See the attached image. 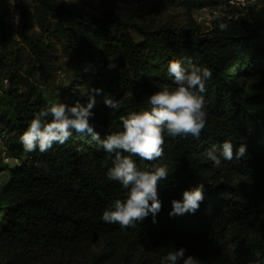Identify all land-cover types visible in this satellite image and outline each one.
<instances>
[{"label":"trees","instance_id":"trees-1","mask_svg":"<svg viewBox=\"0 0 264 264\" xmlns=\"http://www.w3.org/2000/svg\"><path fill=\"white\" fill-rule=\"evenodd\" d=\"M41 1L58 22L42 23L43 32L28 37L23 17L24 46L13 38L0 5L1 35L5 44L15 46L0 53L2 83L9 81L0 90L8 108V113H0V128L13 135L9 150L19 160L0 187V264H34L35 253L44 249L70 259L88 245L103 249L92 264H160L164 255L181 247L185 257L193 255L201 264H264V8L249 7L250 14L223 18L202 33L136 26L108 3L112 13L106 18L84 20L65 4ZM160 1H179L193 10L237 0ZM221 22L227 30H220ZM132 30L141 37L139 43ZM114 39L121 43L126 66L111 71L109 59L99 56V50ZM188 59L212 72L204 94V131L199 139L165 133L160 161L133 157L141 170H151L156 163L168 165V179L158 183L162 210L156 223L151 214L128 229L102 220L103 211L115 200L126 199L127 190L107 179L111 159L90 133L74 131L64 144H53L45 153L23 150L20 136L36 112L59 102L86 105L89 94L96 101L90 118L94 132L103 139L122 130L121 116L149 109L151 94L174 87L168 63ZM63 60L91 65L82 75L87 84L80 91V76L58 83ZM105 98L118 100L119 110L106 107ZM225 140L236 147L246 144L247 155L214 167L204 153ZM201 184L204 200L198 211L170 216L171 201Z\"/></svg>","mask_w":264,"mask_h":264},{"label":"clouds","instance_id":"clouds-1","mask_svg":"<svg viewBox=\"0 0 264 264\" xmlns=\"http://www.w3.org/2000/svg\"><path fill=\"white\" fill-rule=\"evenodd\" d=\"M9 3L14 7L13 0ZM218 18V17H217ZM18 20V17H17ZM221 31L228 28L226 23L219 24ZM167 73L174 87L165 86L148 97L150 108L121 116L122 130L107 134L103 139L94 132L90 118L94 115L95 96L89 94L86 105L76 102L68 107L63 103H54L34 114L29 126L20 136L25 152L39 150L45 153L53 144H64L73 132L90 133L98 149H103L111 159L107 169V179L119 182L127 190L126 199H117L104 210L102 220L109 224H118L121 229L136 227L151 214L153 223L162 210V201L158 195V183L169 177L168 165L156 163L151 170L138 168L133 157L142 161H160L164 156L165 133L176 138L189 136L199 139L207 124L205 110L206 82L212 77L207 67H201L188 59L186 63L171 60ZM99 93L100 89L92 90ZM105 106L119 110L120 102L105 98ZM49 117L51 120L49 121ZM207 160L219 168L222 160H239L247 155V145L234 146L225 140L217 146L213 144L205 153ZM39 166V164L37 165ZM204 200V185L184 190L182 199L171 201L170 216L194 214ZM186 249L181 247L164 255L160 264H201L193 255L185 257Z\"/></svg>","mask_w":264,"mask_h":264},{"label":"rangeland","instance_id":"rangeland-1","mask_svg":"<svg viewBox=\"0 0 264 264\" xmlns=\"http://www.w3.org/2000/svg\"><path fill=\"white\" fill-rule=\"evenodd\" d=\"M58 3L65 4L72 12L84 20L100 18L104 19L112 12L108 11L106 4L116 5L114 11L121 15L122 18L130 20L136 26L160 29L164 27H172L177 30L186 31L189 29H198L202 33H207L214 28L216 22L223 18L236 20L245 15L250 14L249 7H253V11L264 8V0H257L255 4L238 3L232 1L230 3L216 1L202 8L190 10L184 5L175 3H166L160 0H54ZM14 7L9 0H0V5L5 7L6 14L9 18V27L13 31V38L16 43L24 46L23 37L21 36V20L23 17L27 19L28 37H38L42 32V23H48L52 26L58 22L53 19L42 4L41 0H13ZM113 11V12H114ZM47 13L44 19L43 14ZM18 17V20H17ZM218 17V18H217ZM2 15L0 13V53L5 48H15L11 43L5 44V39L1 35ZM130 34L136 43L142 39L137 31L132 30ZM49 36L50 33H47ZM46 35V36H47ZM9 36H7L8 39ZM115 38V37H112ZM114 39L104 50H99V56L109 59V70H113L117 66H126L124 53L122 52L121 43ZM62 70L58 72V83L67 84L70 79L80 76L78 91L87 84L82 75L87 74L91 70V65L82 61L61 62ZM0 76V90L4 85ZM77 82V81H76ZM82 86V87H81ZM0 113H8L5 105L4 96L0 93ZM14 142L13 135L3 128H0V187L7 181L10 171L18 165V158L10 152V145ZM102 247L97 245L84 246L81 253L66 259L59 252L52 249H44L35 253L34 264H92L96 257L102 252Z\"/></svg>","mask_w":264,"mask_h":264},{"label":"built area","instance_id":"built-area-1","mask_svg":"<svg viewBox=\"0 0 264 264\" xmlns=\"http://www.w3.org/2000/svg\"><path fill=\"white\" fill-rule=\"evenodd\" d=\"M250 3V4H255L257 2V0H237V4L239 3ZM9 86V81L8 80H4V87L7 88Z\"/></svg>","mask_w":264,"mask_h":264}]
</instances>
